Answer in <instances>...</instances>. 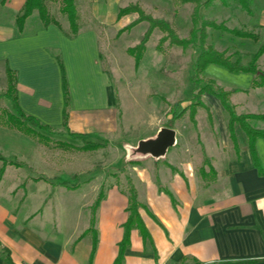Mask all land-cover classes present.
Listing matches in <instances>:
<instances>
[{
	"label": "crops",
	"instance_id": "crops-1",
	"mask_svg": "<svg viewBox=\"0 0 264 264\" xmlns=\"http://www.w3.org/2000/svg\"><path fill=\"white\" fill-rule=\"evenodd\" d=\"M13 1L16 15L24 0ZM91 23L78 24L71 33L67 23L43 25L34 10L19 30L15 19L0 17V68L3 73L6 67L14 71L17 101L24 113L50 131L62 127L68 135L103 146L101 139L115 134L118 127L117 100L101 63L97 27ZM63 82L68 97L65 121ZM233 89L230 97L247 91L239 86ZM205 93L202 100L208 109L196 107L194 123L188 108L181 113L184 107L177 113L170 110L165 120L162 109L148 112L141 140L154 138L173 119L175 141L160 156L137 150L143 157L128 167L126 185L106 187L100 182L92 187L91 199L74 208L60 209L61 204L46 197L37 202L29 189L26 202L1 196L0 264H116L129 214L130 183L146 235L135 226L130 229L119 264H264V138L255 139L263 169L259 173L243 128L234 122L235 148L227 111L216 96ZM230 101L240 114L236 110L240 101ZM198 108L205 111L203 128L197 120ZM179 116L188 124L178 123ZM255 121L260 125L252 127L264 130V120ZM45 182L44 177L32 176L29 186ZM61 188L68 193L82 187L65 184ZM100 189L103 196L93 212V242L88 228ZM72 211L75 219L66 220Z\"/></svg>",
	"mask_w": 264,
	"mask_h": 264
},
{
	"label": "rangeland",
	"instance_id": "rangeland-1",
	"mask_svg": "<svg viewBox=\"0 0 264 264\" xmlns=\"http://www.w3.org/2000/svg\"><path fill=\"white\" fill-rule=\"evenodd\" d=\"M204 1H189L176 6L173 0H75L77 24L83 26L94 21L93 24L97 27L101 63L116 91L117 130L115 134L106 136L107 139H101L103 146L95 150L78 151L66 147L62 149L54 144L46 147L34 138L0 123V155L21 164L18 167L9 164L6 167L0 184V198L3 196L4 200L12 198L13 202H26L29 199V189V194L31 190V196L38 198L37 202L46 197L45 200L50 198L54 204H61L60 209L74 208L82 201H89L92 187H97L100 182L106 187L126 185L128 167L135 158L143 157L137 148L147 124L148 112L162 109L165 120L170 110L177 113L192 100L195 90L190 80L191 68L199 48L191 44L184 47L167 45L166 42L158 49L156 45L161 32L155 28L146 42L139 65L135 68L133 56L126 49L140 40L148 22L143 20L121 31V28L137 17V13L130 12L117 17L118 9L128 4L139 5L145 13L169 21L176 34L182 38L189 37L191 30L200 26L203 20L253 31L258 35L256 41L233 36L212 27L206 28V44H211L217 50H225L232 60L239 57L242 63H246L264 40L263 0L253 1L251 14L235 4L224 6L220 1L213 0L208 6H203ZM46 4L50 15L60 24H68L65 14L59 11L60 0H47ZM14 10L13 0L7 6L0 5V17L15 19ZM98 11L101 13L100 18ZM193 13L197 20L195 25L192 21ZM258 67L264 70V53L258 59ZM2 70L0 68V121L6 112L16 114L11 100L5 95L8 78ZM204 75L213 78L226 90L236 86L247 88L246 92L230 97L233 103L240 101V107H236L240 113L264 111V89L249 87L252 76L248 73L231 72L211 63ZM181 116L177 117V122L187 123ZM197 120L200 128H203L206 124L203 108H198ZM247 122L251 126L260 125L258 121L251 119ZM41 131L53 140L68 141L75 145L87 141L81 136L68 135L62 127ZM32 176L44 177L48 182L36 186L31 184L30 187ZM65 184H78L82 188L76 192L64 193L61 187L64 188ZM43 186L50 191L43 190ZM84 211L86 209L82 210ZM75 217L76 211H72L66 220L72 221Z\"/></svg>",
	"mask_w": 264,
	"mask_h": 264
},
{
	"label": "trees",
	"instance_id": "trees-1",
	"mask_svg": "<svg viewBox=\"0 0 264 264\" xmlns=\"http://www.w3.org/2000/svg\"><path fill=\"white\" fill-rule=\"evenodd\" d=\"M6 1L7 0H0V4L4 5ZM46 1L47 0H24L22 7L20 8V10L17 12L15 16V24L19 30L22 29L25 19L34 10L37 11L38 17L43 25H46L50 22L59 25V22L52 15H50L48 8H47ZM189 1H192L195 3L198 2V0H173V3L176 6H179L182 3L189 2ZM212 1L213 0H205L203 2V6H208ZM218 1H220V3L224 6H231L232 4H235L247 14L252 13V4L254 0H218ZM263 4H264V0H263ZM59 11L62 14H65L66 19L69 24L70 32L75 33L78 28V24L76 22L75 0H60ZM130 12H136L137 17L133 21L125 25L123 28H121L120 29L121 31L131 28L143 20H146L148 22V25L145 31L143 32L140 40L135 45L128 47L126 49L127 52L131 56H133L134 67L135 68L138 67L139 62L146 49V42L148 41L152 31L155 28L161 32V36L159 37L158 43L156 45L158 49H160L161 46L166 42H167V45H176V46L184 47L188 44H191V45L198 47L199 52L196 55L192 63V68H191L192 75L190 77V80L194 84L195 91L193 92L192 100L186 107H184L181 110V113L188 108L190 117L194 123L193 114H194L195 108L198 106H202L208 109V105H206L202 100V94L207 92V93H210L216 96L220 100L222 106L228 113V130H229L230 138L233 142L234 147L237 148L236 139H235V135L233 131V124L234 122H238L246 133L248 147H249V150L252 156V162L254 166L257 168L258 172L262 173L263 169L261 167L256 149H255V139L257 137L264 138V130L257 129V128L250 126L247 120L248 119L264 120V111L260 113L250 112V113L236 114L234 110V105L230 101V94L232 90H226L225 88L218 85L217 82L213 78L206 77L204 75V70L207 67V65L212 63V64H217L219 66H222L223 68L231 72L249 73L252 75V78L250 81V87L251 88L258 87V88L264 89V70L258 67V59L264 53V40L258 46V48L250 55L249 60L246 63H242L239 57H236L235 59L232 60L231 56L229 54H226L225 50H217L211 44H206L205 43V37L207 35L206 28L212 27L217 30L226 31L232 34L233 36H237L240 38H249V39L256 41L258 38V35L257 33L253 31H246L243 29L230 28L221 23L216 24L212 20H203L201 21L200 26H198L194 30H191V32L189 33V37L182 38L176 34L175 29L173 28L172 24L169 21L165 19H161V18H155L151 16L150 14L145 13L139 5L128 4L126 6L120 7L118 9L116 16L120 17ZM194 14L195 13L192 14V21L195 25L197 23V20ZM5 74L7 75V78H8V86H7L5 95L11 100L12 107L16 114H11L9 112H6L4 116L2 115L3 118H2V121H0L1 124L7 127H10V128H14L22 132L23 134H26L34 138L35 140H37V142L47 145V146L54 144V145L60 146L62 149L71 148V149H75L78 151L95 150L99 148L100 146H102V144L100 143L91 142L88 140L85 141L81 145H75L68 141L53 140L48 134L43 133L41 130L50 131L49 126L40 123L33 116L27 115L26 113H24L18 104L16 87H15L14 71L6 67ZM200 83H202L203 85H199ZM233 90H237V89H233ZM63 95H64L63 118L65 121V118L67 116L66 107L68 104V97H67V91H66L64 82H63ZM173 115L175 116L174 113ZM169 122L170 124H168L167 126L171 127L173 119H171ZM69 135L72 137L77 136L74 133H69ZM0 161L2 163L0 167V177L7 164H10V165L12 164L16 167L21 166L20 163L7 160L2 155H0ZM128 191H129V198H128L127 210L129 214L124 223V234L119 244V250H118L116 260H115L116 264H119L123 256V250L128 243L129 232L132 227L134 226L137 227L144 236L146 235V230L137 214L136 207L138 205V202L136 200L135 189L131 183L128 185ZM102 196H103V191L100 189L91 207L92 214L90 218V225H89L88 231L92 233L93 242H95V230L93 227L94 225L93 212Z\"/></svg>",
	"mask_w": 264,
	"mask_h": 264
},
{
	"label": "water",
	"instance_id": "water-1",
	"mask_svg": "<svg viewBox=\"0 0 264 264\" xmlns=\"http://www.w3.org/2000/svg\"><path fill=\"white\" fill-rule=\"evenodd\" d=\"M175 141V131L173 128L161 127L154 138L141 140L137 150L142 153H149L152 156H160L173 145Z\"/></svg>",
	"mask_w": 264,
	"mask_h": 264
}]
</instances>
